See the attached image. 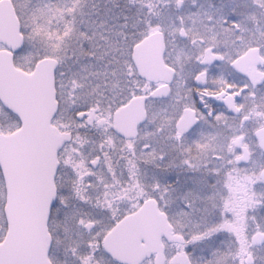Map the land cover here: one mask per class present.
<instances>
[{
  "label": "snow or ice",
  "instance_id": "1",
  "mask_svg": "<svg viewBox=\"0 0 264 264\" xmlns=\"http://www.w3.org/2000/svg\"><path fill=\"white\" fill-rule=\"evenodd\" d=\"M184 8L181 0L171 12L151 0H0V53H7L0 93L14 89L22 103L19 114L0 103V264H119L106 234L122 215L145 207L163 216L172 235L160 264H264V137L256 135L264 128V93L243 80L234 95L246 99L227 117L188 103L199 67L174 64L163 93L136 80L135 50L158 29L187 28ZM193 8L208 29L201 47L226 67L234 57L221 53L220 40L237 52L264 50V0H204ZM132 101L146 102V118L153 109L142 143L113 127ZM33 104L41 109L40 135ZM87 128L99 129V138L81 131ZM10 145L30 156L19 183L38 233L43 219L42 259L40 249L26 257L18 241ZM89 145L96 147L85 152ZM97 167L106 172L97 175Z\"/></svg>",
  "mask_w": 264,
  "mask_h": 264
},
{
  "label": "flooded vegetation",
  "instance_id": "2",
  "mask_svg": "<svg viewBox=\"0 0 264 264\" xmlns=\"http://www.w3.org/2000/svg\"><path fill=\"white\" fill-rule=\"evenodd\" d=\"M151 2L156 4L161 10H167L169 12L172 11L173 6L175 5V0H151ZM202 2H204V0H181V3L185 6V18L188 21L187 28L181 30L179 27H169L165 31L158 29L156 32L152 33L159 35L161 38V61L163 65L171 71L170 77L168 79L151 81L138 76L136 71L135 75L141 85L140 88L147 89L149 84L154 85L155 88H166L169 80L172 79V66L174 64H182L185 71H196L199 67L203 70V75L200 77L199 81L195 79L191 81L194 95L189 97L188 103L200 107L207 106L216 112L230 117L235 111H238L237 106L246 99L241 96L239 100H237L234 95L235 92L241 90L239 86L243 80H248L250 83H254L259 87L260 92H258L257 95L264 93V83H261V81H264V50H257L255 47H252L237 52L236 50L231 49L230 41L220 40L218 43L221 46V53H224L226 50L231 51V54L234 57L231 60H227V57L225 56V60H227L226 67L225 63L221 61L214 52L206 51L204 47H201V33H206L208 29L200 22V18L195 14L196 10L193 8V5ZM217 2L218 0H212V3ZM220 2H222V0H220ZM189 9H191V11H189ZM173 18H175V16ZM196 57H199L200 59H196ZM201 60L203 61L202 64ZM229 83L234 86V91H229L226 87V84ZM205 89L207 91H205ZM221 89H223V91H220ZM160 103L161 100L155 101V104L157 105ZM145 108L146 102L143 103L144 112ZM147 111L149 113V118L145 117L142 122L137 124L136 132L133 136L141 143L143 142L145 134L149 132L152 127L150 115L153 112V109L147 107ZM81 131H86L93 140L98 139L100 135L99 129L87 128L82 129ZM256 135L257 137H264V128L256 129ZM121 138H123V136H121ZM237 144H239V139L237 140ZM95 147V145H89L85 148V152H87L89 148ZM115 159L116 158L113 157V162H115ZM141 167L143 169L144 166L142 165ZM93 171H95L97 175H102L106 172V169L97 167L93 169ZM148 171L151 172L152 170L149 168ZM89 190L91 191V189ZM94 203L95 199L93 198V204ZM121 206L123 207L124 205L122 204ZM85 211H91L93 215H102L97 209H92L90 207L86 208ZM111 211L114 212L115 210L113 209ZM130 215L132 214L125 213L121 216V225L122 219ZM163 224V230L158 232L154 238L151 250L140 259L128 262L127 260H120L113 255L112 256L119 261V264H160L167 252V243L172 241V235L168 230L165 220ZM154 227L158 229V225L155 224ZM109 234L110 233L106 234L107 237ZM145 244L146 242L144 239L140 238L138 240L139 246Z\"/></svg>",
  "mask_w": 264,
  "mask_h": 264
},
{
  "label": "water",
  "instance_id": "3",
  "mask_svg": "<svg viewBox=\"0 0 264 264\" xmlns=\"http://www.w3.org/2000/svg\"><path fill=\"white\" fill-rule=\"evenodd\" d=\"M7 40L12 43L16 37L9 33ZM162 42L157 34H151L150 37L144 40L133 56L134 68L136 74L142 78L155 81L158 79H168L171 71L166 68L161 61ZM7 53H0V58L6 56ZM160 93L165 92V87L156 88ZM0 103L8 106L11 110L18 114L22 111L21 94L12 89L4 93H0ZM41 109L33 104L32 120L33 127L37 135H40L39 121ZM145 118L143 103L141 101H132L131 104L120 109L114 116V130L121 136L128 135L133 137L136 132V126ZM18 135V133H17ZM5 138L11 141L12 137L5 133ZM44 144H51L54 138L41 137ZM2 142V140H0ZM55 152L53 151V161ZM30 156L23 148L15 145H10V150L7 154V160L16 170L18 177V187L16 194V202L12 212L14 223L17 228V236L20 247L26 257L32 258L36 256L37 249H40L39 258H44L43 249L47 247L46 230H44L43 219H40L39 233L36 229V222L33 210L27 200L24 188L19 183V178L22 176L23 168L29 161ZM52 167H55L53 163ZM49 183H51V171L49 172ZM46 211V209H45ZM163 216L154 209L140 208L135 214L126 216L122 219V225L119 223L114 230L108 235L107 246L110 253L120 260L128 262L136 261L151 250L154 238L163 230ZM158 225V229L154 225ZM165 232V231H164ZM166 233V232H165ZM42 234V235H41ZM142 238L146 244L138 245V240Z\"/></svg>",
  "mask_w": 264,
  "mask_h": 264
},
{
  "label": "rangeland",
  "instance_id": "4",
  "mask_svg": "<svg viewBox=\"0 0 264 264\" xmlns=\"http://www.w3.org/2000/svg\"><path fill=\"white\" fill-rule=\"evenodd\" d=\"M136 80L138 81V79H136ZM138 82H139V81H138ZM138 86H139V87L141 86V85H140V83H139V85H138ZM117 142H118V141H117Z\"/></svg>",
  "mask_w": 264,
  "mask_h": 264
},
{
  "label": "trees",
  "instance_id": "5",
  "mask_svg": "<svg viewBox=\"0 0 264 264\" xmlns=\"http://www.w3.org/2000/svg\"><path fill=\"white\" fill-rule=\"evenodd\" d=\"M136 79H137V77H136Z\"/></svg>",
  "mask_w": 264,
  "mask_h": 264
}]
</instances>
